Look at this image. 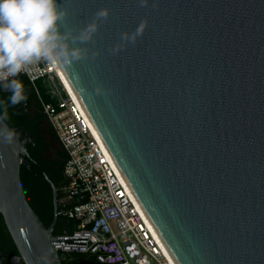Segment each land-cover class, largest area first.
<instances>
[{"label":"water","instance_id":"1","mask_svg":"<svg viewBox=\"0 0 264 264\" xmlns=\"http://www.w3.org/2000/svg\"><path fill=\"white\" fill-rule=\"evenodd\" d=\"M22 1L173 263L264 264V0ZM33 140L0 113V214L24 264H62L58 191L41 169L46 227L21 181Z\"/></svg>","mask_w":264,"mask_h":264},{"label":"built area","instance_id":"2","mask_svg":"<svg viewBox=\"0 0 264 264\" xmlns=\"http://www.w3.org/2000/svg\"><path fill=\"white\" fill-rule=\"evenodd\" d=\"M0 31L7 43L0 84L27 77L67 154L68 184L58 215L74 226L54 236L55 250L64 258L93 254L100 264H174L66 86L22 0H0ZM42 80L51 85L52 102L42 99L37 88Z\"/></svg>","mask_w":264,"mask_h":264},{"label":"trees","instance_id":"3","mask_svg":"<svg viewBox=\"0 0 264 264\" xmlns=\"http://www.w3.org/2000/svg\"><path fill=\"white\" fill-rule=\"evenodd\" d=\"M0 42L3 47H7L1 31ZM17 83L22 92L21 94L17 92L3 93L0 89V102H4V106H0V113L5 121L17 132L21 129H26L31 138L34 139L32 143L28 141L26 144L32 157V162L29 168L21 167V181L29 203L41 217L46 227H50L54 220V202L52 193L49 198L47 197V191L52 190L50 184L44 179L41 169L46 172L52 183L57 186L59 191L58 204L59 210H61V200L66 197L63 190L68 184L64 173L67 154L43 112L35 87L25 76L19 77ZM42 84L40 83L39 85V91L43 101L52 102L49 94V83L44 82L45 88ZM18 96H25V99ZM63 219L71 223L69 229L71 231L74 223L68 218L64 217ZM61 234H63V227L60 231H54V236ZM14 253L19 255L15 245ZM60 257L62 264H87V258H90L96 264H100L96 256L89 253H73L66 258L63 255H60ZM22 264H24L23 261Z\"/></svg>","mask_w":264,"mask_h":264},{"label":"flooded vegetation","instance_id":"4","mask_svg":"<svg viewBox=\"0 0 264 264\" xmlns=\"http://www.w3.org/2000/svg\"><path fill=\"white\" fill-rule=\"evenodd\" d=\"M18 97L25 99V96H18ZM0 106L1 107L4 106V102L3 101L0 102ZM23 130H26V129H21L19 131L21 132ZM54 186L57 189V186L55 184H54ZM51 190H52V187H51ZM57 191H58V189H57ZM51 193H52V196L54 197L53 190L52 191L48 190L47 191V197L48 198L51 196ZM63 193L66 194L65 189L63 190ZM58 195H59V191H58ZM70 226H71V223L69 221H67V223L64 224V225L61 224V223H57L56 227H55V230L56 231H60L62 227H63V231H64L65 227L67 228V230H69ZM14 245L15 244H14L13 239H12L10 233H9V230H8L7 225H6L5 219H4L3 215L0 214V264H22V260H21L20 256L16 255L14 253ZM86 262H87V264H96L90 258H87Z\"/></svg>","mask_w":264,"mask_h":264},{"label":"rangeland","instance_id":"5","mask_svg":"<svg viewBox=\"0 0 264 264\" xmlns=\"http://www.w3.org/2000/svg\"><path fill=\"white\" fill-rule=\"evenodd\" d=\"M44 82H47V81H46V80H42V81H40L39 83H37V87H38V89H40V86H39L40 83H43V84H44ZM43 84H42V85H43ZM43 86H44V88H45V85H43ZM48 87H49V91H50V89H51V85L48 84Z\"/></svg>","mask_w":264,"mask_h":264},{"label":"bare ground","instance_id":"6","mask_svg":"<svg viewBox=\"0 0 264 264\" xmlns=\"http://www.w3.org/2000/svg\"><path fill=\"white\" fill-rule=\"evenodd\" d=\"M59 71H60V70H59ZM61 74H62V73H61ZM62 78L64 79V82L66 83V86L68 87V89H70L71 93L73 94V92H72L70 86L68 85V83H67V81H66V79L64 78L63 75H62ZM73 96H74V94H73ZM75 98H76V97H75Z\"/></svg>","mask_w":264,"mask_h":264}]
</instances>
